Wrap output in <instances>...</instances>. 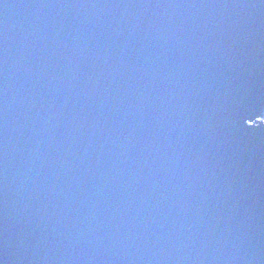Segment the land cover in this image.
Wrapping results in <instances>:
<instances>
[{
	"label": "water",
	"instance_id": "95a60500",
	"mask_svg": "<svg viewBox=\"0 0 264 264\" xmlns=\"http://www.w3.org/2000/svg\"><path fill=\"white\" fill-rule=\"evenodd\" d=\"M0 264H264V0H0Z\"/></svg>",
	"mask_w": 264,
	"mask_h": 264
},
{
	"label": "snow or ice",
	"instance_id": "6c2138e0",
	"mask_svg": "<svg viewBox=\"0 0 264 264\" xmlns=\"http://www.w3.org/2000/svg\"><path fill=\"white\" fill-rule=\"evenodd\" d=\"M249 121H251V120H249ZM252 122V121H251Z\"/></svg>",
	"mask_w": 264,
	"mask_h": 264
}]
</instances>
